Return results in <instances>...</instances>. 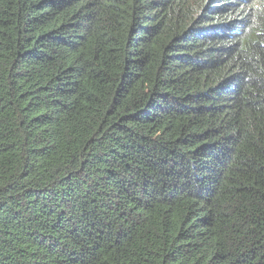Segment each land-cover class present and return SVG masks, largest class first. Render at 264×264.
<instances>
[{
  "label": "trees",
  "instance_id": "1",
  "mask_svg": "<svg viewBox=\"0 0 264 264\" xmlns=\"http://www.w3.org/2000/svg\"><path fill=\"white\" fill-rule=\"evenodd\" d=\"M0 264H264V0H0Z\"/></svg>",
  "mask_w": 264,
  "mask_h": 264
}]
</instances>
